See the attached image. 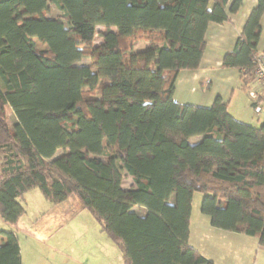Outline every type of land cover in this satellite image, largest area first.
Here are the masks:
<instances>
[{"label": "trees", "instance_id": "obj_1", "mask_svg": "<svg viewBox=\"0 0 264 264\" xmlns=\"http://www.w3.org/2000/svg\"><path fill=\"white\" fill-rule=\"evenodd\" d=\"M230 1L51 0L62 15L50 18L48 0H0V216L14 227L0 229V264H22L33 188L55 204L75 197L126 264H213L189 242L196 192L213 227L264 247V122L238 120L220 95L209 107L174 98L179 72L201 65L209 24L243 4ZM263 16L258 0L224 56L244 89ZM140 41L150 45L135 51Z\"/></svg>", "mask_w": 264, "mask_h": 264}, {"label": "rangeland", "instance_id": "obj_2", "mask_svg": "<svg viewBox=\"0 0 264 264\" xmlns=\"http://www.w3.org/2000/svg\"><path fill=\"white\" fill-rule=\"evenodd\" d=\"M48 2L47 16L50 18L61 16L62 11L51 0ZM112 29L116 30V27ZM105 30H107L106 27L98 26L96 43L101 42V33ZM149 45L146 41H140L134 45V50L137 51ZM38 48L46 49L47 45L38 42ZM89 63H91L89 57H85L80 62V64ZM262 92L264 93V90ZM232 111L246 120L244 122L254 126H260L264 122L263 104L261 107L251 105L247 108L241 107L237 113L234 108ZM14 123L15 115L12 114L11 125L14 126ZM61 153L62 150L56 155ZM203 196L201 192L194 193L190 218L191 241H189L203 254L219 261L221 255L218 251L229 250V242L223 241V238L230 237L232 233L211 225L210 217L201 211ZM24 197L25 213L21 216L17 229L22 264H126L121 248L102 230L99 221L90 210L75 204L77 207L72 213L64 217L48 211L53 203L45 198L39 188L27 191ZM135 210L144 212L139 207ZM4 225L7 229L10 228V225L0 216V228H6ZM212 245L217 249H213Z\"/></svg>", "mask_w": 264, "mask_h": 264}, {"label": "crops", "instance_id": "obj_3", "mask_svg": "<svg viewBox=\"0 0 264 264\" xmlns=\"http://www.w3.org/2000/svg\"><path fill=\"white\" fill-rule=\"evenodd\" d=\"M257 3L258 0H243V4L239 10L236 13L229 14V21L224 23L212 22L209 24L206 33V49L200 67L194 70H181L177 76L174 92L176 101L183 104L209 107L213 104L215 98L220 95L224 100L229 102V112L236 118L246 121L237 116L232 111V108L237 113L241 107L247 108L250 105L254 107L260 93L264 94L263 90L259 91L257 85L253 82L247 88H242V71L237 68L224 66L223 60L225 54L235 48L237 38L242 33L245 23ZM261 25L262 32L258 50L259 53H264V16ZM262 104L264 105V102ZM12 114L14 113H10V116ZM16 122L17 118L15 117ZM201 139L202 136H195L190 138V141L197 143ZM125 181H127V185H125ZM132 186V178L129 175H125L123 187L130 188ZM75 204L81 206L75 197H71L61 203H53L48 211L52 214L67 217L65 215L71 214L77 207ZM4 226L6 228L0 229L10 230L14 228L12 225H10L9 229H7L6 225ZM230 233H232L230 237L223 238V241L229 242V250L218 251L221 255L219 261L199 251L210 259L213 264H264V247L258 244L257 237L236 232ZM3 240L4 236L0 233V244L3 243ZM212 248L217 249L213 245Z\"/></svg>", "mask_w": 264, "mask_h": 264}, {"label": "built area", "instance_id": "obj_4", "mask_svg": "<svg viewBox=\"0 0 264 264\" xmlns=\"http://www.w3.org/2000/svg\"><path fill=\"white\" fill-rule=\"evenodd\" d=\"M255 63L252 82L257 85L259 90H264V53H258Z\"/></svg>", "mask_w": 264, "mask_h": 264}]
</instances>
